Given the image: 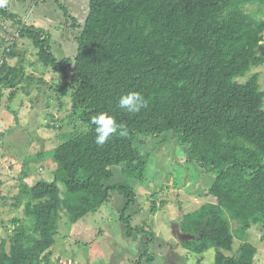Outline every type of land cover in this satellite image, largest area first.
Masks as SVG:
<instances>
[{
	"label": "trees",
	"instance_id": "obj_1",
	"mask_svg": "<svg viewBox=\"0 0 264 264\" xmlns=\"http://www.w3.org/2000/svg\"><path fill=\"white\" fill-rule=\"evenodd\" d=\"M68 14L73 28H80L78 49L74 59H59L49 31L0 8V27L16 26L37 50L32 65L55 74L50 86L30 75L11 42L0 58V109L9 110L35 82L43 84L64 115L60 122L52 116L47 127L70 133L52 152V181L20 185L12 207L23 208L24 217L3 222L0 264H52L62 214L75 225L100 212L114 193L128 200L121 215L126 235H150L126 216L136 192L107 183L114 168L144 180L150 156L140 140L169 134L189 163L215 174L206 202L179 222L181 237H192L181 242L183 248L198 256L215 249V264H260L249 237L255 229L264 235V90L258 72L243 83L237 79L264 66V0H90L84 24ZM132 91L147 100L138 113L118 106ZM101 112L126 132L102 147L91 124ZM1 173L0 157V184ZM4 200L0 196V208ZM157 211L152 202V213ZM142 258L154 264L149 250Z\"/></svg>",
	"mask_w": 264,
	"mask_h": 264
},
{
	"label": "rangeland",
	"instance_id": "obj_2",
	"mask_svg": "<svg viewBox=\"0 0 264 264\" xmlns=\"http://www.w3.org/2000/svg\"><path fill=\"white\" fill-rule=\"evenodd\" d=\"M89 1L8 0L5 7L18 14L26 24L49 31L57 58L74 59L78 49L74 38L80 28H76L77 32L67 15L69 12L79 24H84ZM16 28L0 27V58L15 41L18 58L25 56L29 74L52 85L55 74L32 65L37 61V50L30 41L19 37ZM17 60L10 62L16 65ZM257 72L264 90V66L253 68L237 81L243 83ZM52 116L59 122L64 116L56 106V96L45 85L36 82L18 94L9 110L7 107L0 109V196L5 198L0 208V242L5 233L3 222L24 217L23 208L12 207L20 185L34 186L39 180L53 179L56 164L52 152L70 137V133L48 128L47 125L54 121ZM139 147L150 156L145 179L135 180L114 168V176L107 185L129 187L136 192L135 202L128 208L126 216L133 228L145 226L151 234H135L132 238L126 235L128 225L122 222L121 215L128 200L114 193L100 212L75 225L69 224L67 216L62 214L57 243L52 250V264H147L145 258L141 259L147 250L154 256V264H215V249L202 256L191 254L181 245L187 238L178 232L184 214L195 212L206 202L215 174L189 163L185 148L172 134L162 138H142ZM152 202H157L156 214L152 213ZM249 242L259 250L258 263L264 264L263 233L258 229L251 230ZM239 250L240 241L237 240L233 253Z\"/></svg>",
	"mask_w": 264,
	"mask_h": 264
},
{
	"label": "clouds",
	"instance_id": "obj_3",
	"mask_svg": "<svg viewBox=\"0 0 264 264\" xmlns=\"http://www.w3.org/2000/svg\"><path fill=\"white\" fill-rule=\"evenodd\" d=\"M8 0H0V8L7 5ZM119 108L129 112L138 113L147 107V100L139 92H128L119 98ZM91 124L95 126V143L97 146H104L119 131L126 135L122 126L116 119L107 112H101L91 118Z\"/></svg>",
	"mask_w": 264,
	"mask_h": 264
},
{
	"label": "water",
	"instance_id": "obj_4",
	"mask_svg": "<svg viewBox=\"0 0 264 264\" xmlns=\"http://www.w3.org/2000/svg\"><path fill=\"white\" fill-rule=\"evenodd\" d=\"M184 238H192L191 236L188 235H182Z\"/></svg>",
	"mask_w": 264,
	"mask_h": 264
},
{
	"label": "flooded vegetation",
	"instance_id": "obj_5",
	"mask_svg": "<svg viewBox=\"0 0 264 264\" xmlns=\"http://www.w3.org/2000/svg\"><path fill=\"white\" fill-rule=\"evenodd\" d=\"M178 232H179V230H178ZM183 237V236H182Z\"/></svg>",
	"mask_w": 264,
	"mask_h": 264
}]
</instances>
